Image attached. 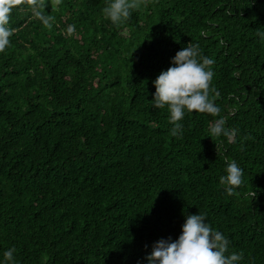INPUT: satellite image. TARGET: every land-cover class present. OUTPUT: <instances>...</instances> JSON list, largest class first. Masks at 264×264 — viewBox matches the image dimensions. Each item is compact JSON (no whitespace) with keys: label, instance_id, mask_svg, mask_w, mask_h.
<instances>
[{"label":"trees","instance_id":"1","mask_svg":"<svg viewBox=\"0 0 264 264\" xmlns=\"http://www.w3.org/2000/svg\"><path fill=\"white\" fill-rule=\"evenodd\" d=\"M110 2L44 0L51 29L28 5L10 13L0 264L10 248L15 264H148L199 213L229 240L226 255L264 264V0H141L119 26L103 13ZM188 44L214 60L221 111H185L174 137L154 81ZM221 117L235 142L208 137ZM232 161L242 184L228 195L220 177Z\"/></svg>","mask_w":264,"mask_h":264},{"label":"clouds","instance_id":"2","mask_svg":"<svg viewBox=\"0 0 264 264\" xmlns=\"http://www.w3.org/2000/svg\"><path fill=\"white\" fill-rule=\"evenodd\" d=\"M61 0H54L59 5ZM141 0H111L103 8V13L112 24L119 26L127 20L131 11L140 7ZM21 5H28L42 24L51 29L54 17L45 15L44 0H0V53L9 45L13 30L8 27L10 13ZM75 25H69L67 34L73 35ZM264 39V33H257ZM175 66L162 71L154 81L155 94L153 107L163 109L167 106L170 113L169 123L173 125L171 135L182 134V125L178 123L184 118L185 111L207 113L214 117L220 115L221 109L210 99V93L219 97L220 93L211 86L214 72V60L204 57L198 44H188L178 51L173 58ZM226 118L216 119L209 128L208 137L225 136L235 142L237 129H226ZM247 139V137H246ZM242 169L235 161L228 164L226 175L220 177L221 185H225L228 195L242 184ZM255 197L256 193H251ZM203 213L188 215L182 226V233L174 242L160 240L153 246L147 257L148 264H239L243 259L242 252L228 253L229 240L219 231L212 229L206 222ZM15 248L4 253L7 264H15Z\"/></svg>","mask_w":264,"mask_h":264}]
</instances>
